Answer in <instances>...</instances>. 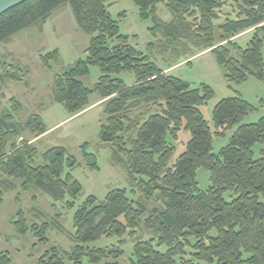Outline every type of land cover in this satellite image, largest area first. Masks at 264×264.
Listing matches in <instances>:
<instances>
[{"label": "trees", "instance_id": "16d2710c", "mask_svg": "<svg viewBox=\"0 0 264 264\" xmlns=\"http://www.w3.org/2000/svg\"><path fill=\"white\" fill-rule=\"evenodd\" d=\"M131 1L142 21L154 23V37L159 34L165 50L177 58L192 54L190 49L212 52L230 83L241 84L250 76L264 82V0ZM65 4L72 6L79 27L91 38L86 59L55 77V100L76 116L92 106V96L99 98L104 107L99 139L112 147V163L125 167L132 195L138 190L144 202L134 200L126 189L110 191L104 201L88 197L74 214L73 249L52 247L37 264H83L85 258L91 264H121V248L91 245L102 238L136 235L143 225L153 238L135 243L132 264H264V148L258 159L254 153L257 144L264 146V117L244 124L254 107L237 93L214 108L210 126L202 108L215 97L213 88L196 87L166 73L131 45L110 12L109 0H28L0 16V44L28 28L43 29ZM160 4L171 13L170 22L158 16ZM226 7L233 9V16L217 24ZM246 32H252V38L242 49L233 39ZM41 60L51 71L59 51ZM92 67L101 76L89 89L83 79ZM21 69L14 66L10 71L5 65L0 81L23 83L26 72ZM123 73L133 74L135 82L128 85L119 77ZM11 101L12 112L0 111V198L17 188L13 181H21L23 191L42 192L56 202L70 198L68 207L73 209L83 193L71 173L78 166L76 158L64 147H53L38 163L32 141L48 130L40 115H32L20 127L15 115L22 105L15 98ZM232 130L228 145L215 153L214 137ZM26 132L33 138L25 139ZM182 132L190 133L191 139L171 165L174 142ZM85 155L89 166L98 168L96 158ZM200 169L211 173V186L205 191L198 186ZM154 198L162 207L151 211L147 203ZM147 213L149 218H144ZM12 224L18 234L32 230L40 243H49L48 223L30 225L20 212ZM0 264H12L9 253L0 254Z\"/></svg>", "mask_w": 264, "mask_h": 264}, {"label": "rangeland", "instance_id": "374dc122", "mask_svg": "<svg viewBox=\"0 0 264 264\" xmlns=\"http://www.w3.org/2000/svg\"><path fill=\"white\" fill-rule=\"evenodd\" d=\"M110 12L119 22L121 33L130 36V43L139 51L150 56L162 69L173 68L171 75L190 82L198 87L206 84L213 88L215 97L209 101L202 112L206 121L213 127V110L224 99L240 94L253 107L254 111L244 120V124H254L264 117V82L250 76L241 84L230 83L225 76L224 68L217 62L212 52H204L190 49L192 54L176 55L165 50L164 41L158 34L155 38L151 33L154 23L142 21L139 17L138 7L131 0H109ZM232 8L226 7L221 12V24L228 16H233ZM124 14L126 16L124 17ZM158 16L166 22L172 20V15L164 4L158 6ZM243 35V36H242ZM234 38L242 49L247 48L252 32H246ZM90 36L81 30L70 4H65L57 9L48 19L43 29L31 27L18 33L7 43L0 44V74L4 73L7 65L12 71L15 67L22 68L26 72L23 83L9 80L0 81V111L12 112V99H16L22 110L15 115L16 123L20 127L26 126L32 115H40L48 132L42 136L36 144L39 161L42 164V155L50 148L64 147L74 156L78 166L71 171L73 177L78 180L83 193L76 200L73 209L68 207L70 198L56 202L49 195L42 192L23 191L21 181H13L16 189L5 191L0 198V254L9 253L12 264H37L38 260L52 247H57L64 252H70L74 244L71 235L75 234L74 214L90 196H95L99 201H104L112 190L126 189L134 200H140V192L134 189L132 195V183L128 172L123 165L112 163L113 150L109 144L99 139L101 123L104 121L102 105H94L83 113L72 116L63 105L55 100V77L63 74L69 67L79 60H85L90 44ZM154 47H150L151 44ZM55 50L59 51V61L52 63V70H48L42 64L41 57ZM183 52L182 49H180ZM237 56L236 51L232 50ZM198 53L195 57L193 54ZM264 60V44L262 47ZM190 61V62H189ZM101 76L100 70L91 68L90 75L83 79L86 87L93 89ZM128 85L135 82V76L123 73L119 76ZM99 101L95 95L90 102ZM235 130L229 131L225 137H214V152L219 153L226 147ZM25 139L33 137L24 133ZM191 139L190 133L182 132L178 142H174L176 152L171 165L185 152L186 144ZM263 145L254 147L255 157H260ZM86 153L96 158L98 168L89 166ZM93 158V157H92ZM211 173L200 169L197 173V181L200 190L205 191L211 186ZM229 199V196H227ZM144 202V201H143ZM152 211L154 207H162V203L154 198L147 203ZM150 211V212H151ZM22 212L28 224L48 223V244L40 243L39 239L30 230L26 235L16 232L12 219ZM145 214L144 218H149ZM62 226L63 231H60ZM136 235H126L120 238H102L92 244V247H117L121 248L125 255L121 258V264H132L131 257L135 243L139 240H149L153 235L143 225L137 230ZM191 254L192 250L187 249ZM187 258H190L187 256ZM83 264H91L85 258ZM99 264H105L100 262Z\"/></svg>", "mask_w": 264, "mask_h": 264}, {"label": "water", "instance_id": "95a60500", "mask_svg": "<svg viewBox=\"0 0 264 264\" xmlns=\"http://www.w3.org/2000/svg\"><path fill=\"white\" fill-rule=\"evenodd\" d=\"M28 0H0V16Z\"/></svg>", "mask_w": 264, "mask_h": 264}, {"label": "crops", "instance_id": "0c3cea01", "mask_svg": "<svg viewBox=\"0 0 264 264\" xmlns=\"http://www.w3.org/2000/svg\"><path fill=\"white\" fill-rule=\"evenodd\" d=\"M242 36H243V35H242ZM173 68H174V67H173ZM173 68H168V69H164V70H165L166 73L170 74ZM132 84H133V83H132ZM97 104L100 105V104H101L100 101H96V102H94V103L92 104V106L97 105ZM41 138H42V137H40V138H38V139H34L32 142L37 143V142L39 141V139H41Z\"/></svg>", "mask_w": 264, "mask_h": 264}]
</instances>
